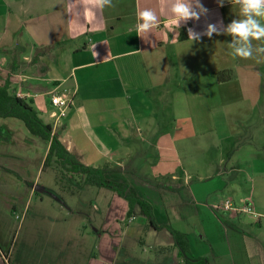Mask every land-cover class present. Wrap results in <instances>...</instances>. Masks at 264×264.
Returning a JSON list of instances; mask_svg holds the SVG:
<instances>
[{"label":"crops","instance_id":"crops-1","mask_svg":"<svg viewBox=\"0 0 264 264\" xmlns=\"http://www.w3.org/2000/svg\"><path fill=\"white\" fill-rule=\"evenodd\" d=\"M200 2L207 13L178 28L168 12L170 0H111L103 8L97 0H0V85L10 78L12 93L32 100L40 117L59 127L68 150L83 163L120 170L111 178L133 186L152 203L156 216L165 217V195L171 193L186 194L189 202L198 209L205 207L220 225V217H227L225 230L231 237L227 249L222 242L210 241L211 252L195 253L188 234L176 229L187 235L193 257L207 259V264L225 259L228 264H252V249L257 264H263L264 240L248 244L241 232L231 228L240 213L218 211L215 206L230 199L237 206L250 204L255 210L251 215L264 218V135L260 133V147H255L250 138L254 127L244 125L253 117L260 122L257 127L264 122V53L255 51L264 47V41H253L249 58H233L228 47L231 36L202 35L192 43L189 28L202 33L208 24L222 28L240 18L237 0L222 6L218 0ZM145 9L157 15L158 23L150 32L138 33L137 13ZM226 70H233L235 78L219 82L217 73ZM52 94L74 99L57 125L50 117ZM163 107L170 111L168 119L182 120L185 109L189 119L174 132L160 130L153 116ZM19 127L21 134L31 135L28 144L20 143L23 152L42 148L44 167L49 143ZM216 136L222 141L236 138L235 153H244L243 157L228 168L211 161L200 167L193 160L202 147L198 150L189 139L205 138L204 145L213 146ZM156 163L163 168L161 188L145 179L146 170ZM188 168L196 174L192 183L186 176ZM172 212L174 217L180 215L178 210ZM162 220L160 225L169 224ZM257 225L264 229L262 223ZM169 248L167 264H184L174 243L162 250Z\"/></svg>","mask_w":264,"mask_h":264},{"label":"rangeland","instance_id":"rangeland-1","mask_svg":"<svg viewBox=\"0 0 264 264\" xmlns=\"http://www.w3.org/2000/svg\"><path fill=\"white\" fill-rule=\"evenodd\" d=\"M23 49H28L25 42ZM262 93L264 98V86ZM160 112L153 116L156 128L160 130L174 132L179 125L184 126L185 119H189L186 109L182 120H174L173 117L168 119L170 111L165 107ZM257 115L258 112L255 116ZM43 117L52 121L46 115ZM60 121L53 119V124L57 125ZM257 121V117H253L252 121L245 122L244 125L254 127L250 138L256 142L255 147H260L258 138L260 133L264 135V122L257 127L260 123L257 124ZM6 125L12 126V129ZM19 126L26 130L21 121L0 117V245L8 256L6 261L0 250L1 264L168 263L172 249H162L174 243L169 231L153 229L141 213L135 212V219L130 221L127 202L115 192L84 185L78 178L70 182L61 178L53 165L43 167L42 148L33 146L34 150L23 152L20 143L28 144L27 137L31 135L21 134ZM242 129L246 132L245 128ZM245 135L242 133L240 138L244 140ZM33 139L36 140L35 137ZM221 139L216 136L212 139L214 145L208 146L203 143L205 138H190L189 141H193L198 150L202 147L193 161L200 167L205 161L214 164L223 162L219 167L221 169L228 168L232 161H239L244 153H235L233 146L236 138L228 141ZM151 155L154 157L156 153ZM158 164H154L151 170H146L148 174L145 179L161 188L159 183L165 181L159 176L163 168ZM186 171L188 180L194 182L196 174L193 173V168ZM202 174L205 176V170H202ZM214 181L218 182V179ZM165 196V220L169 221L173 229L188 234L195 253L201 250L203 253L211 252L207 248L210 241L214 245L222 242L226 249L229 247L231 237L225 230L229 225L225 219L227 217H220L223 223L220 225L214 216L207 213L209 210L205 207L198 209L196 203L189 202L186 194L170 193ZM200 203L204 205V202ZM173 210H178L180 215L174 217ZM164 218L158 213L155 221L163 224ZM233 223L236 225L231 228L241 232L248 244H254L258 238L264 240V229L257 225L262 223L264 227V218L240 213ZM205 229L208 230L206 234L203 232ZM200 233L204 235L203 239L198 238ZM200 240L206 243H201ZM193 251L190 250L191 255ZM250 253L252 264H257L256 254L252 249ZM262 253L264 254V248ZM260 259H263L264 264V257ZM213 264H228V259L218 260Z\"/></svg>","mask_w":264,"mask_h":264},{"label":"trees","instance_id":"trees-1","mask_svg":"<svg viewBox=\"0 0 264 264\" xmlns=\"http://www.w3.org/2000/svg\"><path fill=\"white\" fill-rule=\"evenodd\" d=\"M186 38L187 35L181 37L182 40ZM37 55L39 56V53ZM234 78L235 73L233 70L217 73L219 82H227ZM11 85L10 78L4 84L0 85V117L15 118L22 121L32 135L49 143L44 167L53 165L59 176L70 182L78 178L84 185L106 188L115 192L127 202V216L129 218L133 217L138 207L141 215L146 217L150 227L157 231L163 229L169 231L174 240V247L178 249L179 258L184 264H207V259L195 258L191 255L188 238L185 233L173 229L171 224L160 225L156 223L154 207L150 201L141 197L133 186L111 178L114 173L120 170L110 168L109 166L93 167L83 163L75 153L68 150L60 131L55 129L52 124L46 123L40 117L33 101L20 98L16 93H12ZM47 191L49 194L55 196L53 192Z\"/></svg>","mask_w":264,"mask_h":264},{"label":"clouds","instance_id":"clouds-1","mask_svg":"<svg viewBox=\"0 0 264 264\" xmlns=\"http://www.w3.org/2000/svg\"><path fill=\"white\" fill-rule=\"evenodd\" d=\"M231 0H218L219 5ZM111 3V0H97V5L103 8ZM239 5V17L233 19L222 28L215 24H208L201 33L192 28L188 29V38L193 42H199L201 36L211 38L213 34L231 36L232 42L228 44L233 58H249L253 55V41H264V0H237ZM168 12L176 26L187 24L189 20L198 21L207 13V9L200 0H170ZM158 23L157 15L151 9H145L137 13V32L148 33ZM258 53H264V47L255 49Z\"/></svg>","mask_w":264,"mask_h":264},{"label":"built area","instance_id":"built-area-1","mask_svg":"<svg viewBox=\"0 0 264 264\" xmlns=\"http://www.w3.org/2000/svg\"><path fill=\"white\" fill-rule=\"evenodd\" d=\"M18 97L23 98L21 93L18 92ZM73 97L67 94H52L50 98L51 105L53 107V111L50 114V117L56 121H60L64 119L73 104ZM215 209L218 211H223L226 213L235 212V213H245V214H253L254 210L250 204H244L242 206H237L235 203L230 200H224L220 204L215 206ZM135 217H131L130 221H133Z\"/></svg>","mask_w":264,"mask_h":264}]
</instances>
